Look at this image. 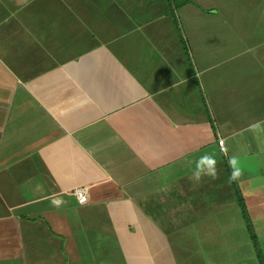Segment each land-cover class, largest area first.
<instances>
[{
    "label": "crops",
    "instance_id": "crops-1",
    "mask_svg": "<svg viewBox=\"0 0 264 264\" xmlns=\"http://www.w3.org/2000/svg\"><path fill=\"white\" fill-rule=\"evenodd\" d=\"M177 11L0 0V264H179L169 232L227 236L238 197L264 252V0Z\"/></svg>",
    "mask_w": 264,
    "mask_h": 264
},
{
    "label": "rangeland",
    "instance_id": "rangeland-1",
    "mask_svg": "<svg viewBox=\"0 0 264 264\" xmlns=\"http://www.w3.org/2000/svg\"><path fill=\"white\" fill-rule=\"evenodd\" d=\"M168 4L170 5V3ZM169 8L171 9L170 6ZM177 10H173L172 13H174V15H171L173 16L176 24H177V19L174 16H176L175 13H178ZM236 33L239 35V32L236 31ZM228 211L232 213V211L234 210L231 209ZM240 212L242 215V211L241 210L239 211V209H237V211L234 212L236 213L235 216L240 219L239 222L235 217V218H231L230 223L227 224L234 229V232L229 233L226 230L227 231L226 234L228 235L227 236L222 235V238L221 239L218 238L216 241H208L205 236H202L201 238L199 236H195V234H193V228L190 226V222H192L193 220L191 217L185 220V223L187 224L181 227V229L183 228V232L181 233L180 236L174 235L172 231L169 232V234L172 235L170 236L169 241L171 242L172 247L175 248L174 252L176 254L177 257L176 260L178 261V263L183 264L184 262L189 261L190 264H198L200 262H203L204 264H237V261L239 260H249V258L245 256V252L247 251L252 252L251 251L252 244L249 241V238H246L244 241H240L242 238L246 237L245 224L241 219ZM201 218L203 219V217ZM71 224H73V222ZM74 228L76 229L77 225ZM75 235L81 236V233L79 231H76ZM199 238H200V242L195 241ZM183 240H186V242H188V243L185 242L186 244L185 249L180 247L181 245L178 243ZM82 242L84 241L82 240ZM236 250L240 251L241 257L236 258V255L234 254ZM87 252L90 255V257H84V258L79 257V259L77 260H79L82 263H88L87 261L99 257L98 253H93L91 250ZM185 256H187V258L184 260ZM106 260L107 258L105 257V261ZM254 260L256 259L254 258ZM255 264H257V260Z\"/></svg>",
    "mask_w": 264,
    "mask_h": 264
},
{
    "label": "clouds",
    "instance_id": "clouds-1",
    "mask_svg": "<svg viewBox=\"0 0 264 264\" xmlns=\"http://www.w3.org/2000/svg\"><path fill=\"white\" fill-rule=\"evenodd\" d=\"M203 160L207 161L208 168L207 170L199 169L193 174V179L195 181H199L202 175H208L215 178L216 172H215V159L212 156L205 155L202 157ZM230 166L233 168L231 180H235L240 175V169L238 167V161L235 157L231 158L229 160Z\"/></svg>",
    "mask_w": 264,
    "mask_h": 264
},
{
    "label": "trees",
    "instance_id": "trees-1",
    "mask_svg": "<svg viewBox=\"0 0 264 264\" xmlns=\"http://www.w3.org/2000/svg\"><path fill=\"white\" fill-rule=\"evenodd\" d=\"M167 2L170 3L169 6L171 7L170 10H171V14H172L173 10L180 9L184 5L190 3V0H167ZM238 205L242 211V215L244 217V220L246 221V217H245V213H244L243 206L241 203V199H239V197H238ZM245 224H246L247 228H249L247 221ZM248 231H249V236H250V242H251L252 247L254 249L258 264H264V257H263L262 251L260 250V247L256 241V237L251 233V231L249 229H248Z\"/></svg>",
    "mask_w": 264,
    "mask_h": 264
},
{
    "label": "built area",
    "instance_id": "built-area-1",
    "mask_svg": "<svg viewBox=\"0 0 264 264\" xmlns=\"http://www.w3.org/2000/svg\"><path fill=\"white\" fill-rule=\"evenodd\" d=\"M218 147L222 152H224V142L223 140H218ZM74 196L77 199V202L79 204H85L86 203V190L84 188H79L74 191Z\"/></svg>",
    "mask_w": 264,
    "mask_h": 264
}]
</instances>
